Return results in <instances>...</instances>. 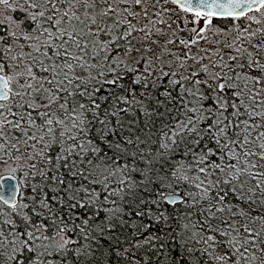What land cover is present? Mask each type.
<instances>
[{"label": "snow or ice", "instance_id": "obj_1", "mask_svg": "<svg viewBox=\"0 0 264 264\" xmlns=\"http://www.w3.org/2000/svg\"><path fill=\"white\" fill-rule=\"evenodd\" d=\"M0 264H264V0H0Z\"/></svg>", "mask_w": 264, "mask_h": 264}]
</instances>
